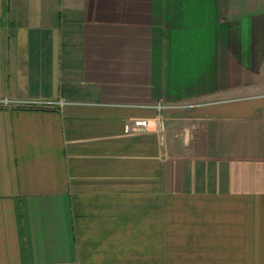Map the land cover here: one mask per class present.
Returning <instances> with one entry per match:
<instances>
[{
  "label": "crops",
  "instance_id": "0c3cea01",
  "mask_svg": "<svg viewBox=\"0 0 264 264\" xmlns=\"http://www.w3.org/2000/svg\"><path fill=\"white\" fill-rule=\"evenodd\" d=\"M4 98L0 264H264V0H0Z\"/></svg>",
  "mask_w": 264,
  "mask_h": 264
},
{
  "label": "built area",
  "instance_id": "2783aa9c",
  "mask_svg": "<svg viewBox=\"0 0 264 264\" xmlns=\"http://www.w3.org/2000/svg\"><path fill=\"white\" fill-rule=\"evenodd\" d=\"M65 104H68L63 100H48V99H35V98H23V99H0L1 107H10V108H26V109H36V108H46V109H55L61 108ZM190 106L188 104L176 103V104H164L156 103L155 105L150 106L156 110H164L168 108H183ZM147 119H136L131 122H126L124 124L123 130L124 133L129 134L135 130L144 129L148 126Z\"/></svg>",
  "mask_w": 264,
  "mask_h": 264
},
{
  "label": "trees",
  "instance_id": "16d2710c",
  "mask_svg": "<svg viewBox=\"0 0 264 264\" xmlns=\"http://www.w3.org/2000/svg\"><path fill=\"white\" fill-rule=\"evenodd\" d=\"M19 109H21V108H19ZM36 109H46V108H36Z\"/></svg>",
  "mask_w": 264,
  "mask_h": 264
}]
</instances>
